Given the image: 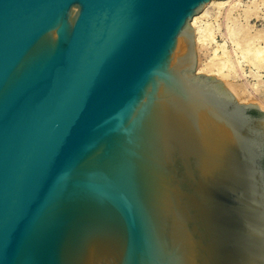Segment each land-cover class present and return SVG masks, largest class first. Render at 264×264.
<instances>
[{"label":"water","instance_id":"95a60500","mask_svg":"<svg viewBox=\"0 0 264 264\" xmlns=\"http://www.w3.org/2000/svg\"><path fill=\"white\" fill-rule=\"evenodd\" d=\"M211 0H0V264H264V111L196 74Z\"/></svg>","mask_w":264,"mask_h":264},{"label":"bare ground","instance_id":"6f19581e","mask_svg":"<svg viewBox=\"0 0 264 264\" xmlns=\"http://www.w3.org/2000/svg\"><path fill=\"white\" fill-rule=\"evenodd\" d=\"M263 1L211 0L189 23L193 30L195 73L216 78L239 102L245 101V91L249 95V90H257L264 75V26L257 28L251 23L264 21ZM216 34L221 35L222 43ZM203 50L207 52L204 61L200 58ZM244 66L250 67L248 72ZM249 75L256 82L246 80L243 88L233 83ZM257 103L264 109V100Z\"/></svg>","mask_w":264,"mask_h":264},{"label":"rangeland","instance_id":"374dc122","mask_svg":"<svg viewBox=\"0 0 264 264\" xmlns=\"http://www.w3.org/2000/svg\"><path fill=\"white\" fill-rule=\"evenodd\" d=\"M263 5H264V1H263ZM263 8H264V6H263ZM262 11H264V9H262ZM262 20H253V21H251V23H253L257 28H260V27L264 26V21H262ZM220 22H221V20H220ZM216 39L219 42L222 43V37H221L220 34H216ZM228 45H229V48H231V45L230 44H228ZM206 53L207 52L205 50H203V52H202V54L200 56L201 60H203V61L205 60ZM244 69H246L247 72H248V70L250 69V67L249 66H244ZM261 74H263V72ZM246 80H248L251 83L256 82V80L255 79L253 80V77H251L249 75L246 78L245 77H241V78L235 79L233 81V83L236 84V85H238V86H241L242 87V86H244V83L246 82ZM250 91H251V93H249V95H248V91L247 92L245 91V93L242 94V96L246 95V97L244 96L245 97V101L244 102H240V103H244V104H254V103H256L257 106H258V108L260 110H263L264 111V109H262L261 107H259V105L257 103L258 101H263L264 100V75L260 79V82L258 84L257 90H249V92Z\"/></svg>","mask_w":264,"mask_h":264}]
</instances>
